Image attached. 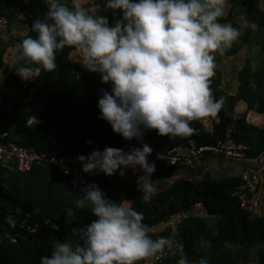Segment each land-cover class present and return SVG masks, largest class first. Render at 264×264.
<instances>
[{"label": "trees", "instance_id": "1", "mask_svg": "<svg viewBox=\"0 0 264 264\" xmlns=\"http://www.w3.org/2000/svg\"><path fill=\"white\" fill-rule=\"evenodd\" d=\"M227 2L230 7L221 23L231 22L239 27L241 24L233 21L234 9L239 7L246 20L257 23L259 30L264 32V9L259 6V0ZM106 3L107 0L102 10L89 13L107 16L111 26L122 13L108 9ZM46 11V0H0V18L26 28V32L7 40L0 35V67L8 47L13 49L26 36L35 38L32 22L43 19ZM18 14L21 17L14 18ZM258 31L246 29L224 55L237 54ZM260 47L264 49V37ZM73 50L66 47L58 52L57 69L54 72L42 70L32 81L23 80L26 83L23 87L18 84L13 70L8 73L0 83L1 104L6 106L0 109V134L5 132L7 138L47 156L84 153L89 148L86 143L89 139L113 148L129 141L114 133L110 124L99 118V90L110 91L111 84H102L94 72L72 63L70 53ZM215 59L217 67L211 78V88L216 99L224 98L222 108L214 117L192 121L191 126L196 131L188 137H166L158 135L156 130H145L143 138L152 139L160 152L166 153L179 146L211 144L224 137L245 145L246 154L250 156L264 150V124L259 125L261 114H264L263 62L254 70L251 60L245 58L236 74V90L229 93L221 87L222 66L218 54ZM9 86H18L21 91L11 102L7 96ZM240 101L246 108L235 117V107ZM252 109L256 116L249 119ZM31 114L41 123L29 128L25 126V118ZM203 119L208 120L209 128L204 126ZM152 162L155 163L152 176L157 179L169 177L182 168L190 174L189 178H178L158 190L150 202H144L141 196L132 203L135 210L143 213V222L149 226L153 239L159 236L175 239L184 244L189 261L207 258L209 264H248L250 251L263 245L257 258L259 264H264V216L240 207L238 196L233 194L240 175L218 171L203 173L201 165L192 168L181 162L170 164L167 159ZM89 183H96L110 200L121 202L127 193L132 196L129 188L124 190L118 172L111 179L98 173L73 182L70 176L47 161L34 164L29 171L10 168L0 161V264H40L41 256H50L54 241L77 244L78 238L71 236L70 229L96 219L89 210L76 209L74 203V196L83 195L81 189ZM196 204L201 214L191 212ZM69 209L74 212L71 223L66 217ZM176 214L182 216L174 232L169 226L158 232L150 230ZM178 259L179 255H163L150 264H176Z\"/></svg>", "mask_w": 264, "mask_h": 264}, {"label": "clouds", "instance_id": "2", "mask_svg": "<svg viewBox=\"0 0 264 264\" xmlns=\"http://www.w3.org/2000/svg\"><path fill=\"white\" fill-rule=\"evenodd\" d=\"M46 4L44 18L31 25L35 38L29 35L14 45L17 75L27 81L42 70L54 72L57 53L75 49L84 68L99 73L102 84H111L110 91L99 90V118L129 141L143 140L145 130L166 137L195 134L191 122L216 116L224 103L211 88L215 54L224 55L246 29L259 30L247 20L239 27L221 23L226 0H107L108 9L122 13L111 26L107 16L90 14L80 0H72L71 7L61 0ZM39 123L35 114L25 118L26 127ZM151 153L145 143L127 152L105 147L77 159L88 174L111 176L119 170L124 177L125 169L135 175L138 166L143 175L136 185L147 203L157 194ZM81 191L74 196L76 209L89 210L96 219L70 229L77 244L54 241L40 264H138L163 255H179L176 264H209L207 258L189 261L184 244L175 239H153L142 212L110 200L96 183ZM66 217L71 223L74 212L69 209Z\"/></svg>", "mask_w": 264, "mask_h": 264}, {"label": "rangeland", "instance_id": "3", "mask_svg": "<svg viewBox=\"0 0 264 264\" xmlns=\"http://www.w3.org/2000/svg\"><path fill=\"white\" fill-rule=\"evenodd\" d=\"M62 1L67 2L71 6L72 0H62ZM80 2L88 10V12H93V11L102 10L105 6L106 0H80ZM259 6L262 9H264V0H259ZM229 7L230 5L226 0L225 13H227ZM19 17H21V15L19 14L14 15V18H19ZM245 20H246V16L243 10L240 9L239 7L235 8L233 21L242 24ZM24 32H26V28L23 27L22 24L17 22H12L9 24L8 22H6L5 18H0V35L4 40H7L10 36L18 35ZM263 37H264L263 30H259L255 35L252 36L250 41L234 56H225V55L221 56L218 54L222 66L221 87L224 90H226L229 93L235 92L237 87L236 74L238 69L244 63L245 58H249L251 60V65L254 70L260 65L261 62H263L264 65V49L260 47ZM70 59L72 63L81 65V63L79 62L80 56L75 49L70 53ZM19 67L20 64L16 63L13 49L8 47L2 58V66L0 67V83L4 81L8 73L11 70H13L14 76L19 79L18 84H21L23 87L26 83L23 82V80H21V78L16 73ZM84 69L87 70L86 68ZM95 75L97 79L100 80L99 73H95ZM32 80H34V78L28 81H32ZM20 95H21V91L19 90L18 86L8 87L7 96L9 102H11L15 97H18ZM5 107L6 106H3L1 104V95H0V109H4ZM245 108H246L245 103L237 104L235 107L234 116L237 117L239 113L245 110ZM250 111H252V115H250V117L256 113L254 109ZM261 115L262 118L259 119V125L264 124V114ZM203 124L206 128L210 127V124L206 119L203 120ZM154 140L160 142V139H154ZM180 162L183 163L184 166H189L192 168H196L197 165H201L203 169V173L204 172L211 173L214 171H218L221 174L240 175L243 170V165L241 163L218 156H207L204 160H201L200 162H196L194 160L192 161L184 160ZM117 172L119 174V170ZM125 173L126 175L124 177H121L124 182V190L125 188L126 189L129 188L132 193V196H130L129 193H127L125 195L123 202L132 205L133 202L139 200L142 196V194L137 189L136 178L139 175H143V172L139 167H137L135 171V175L133 174V171L130 168L125 169ZM189 177L190 174L185 168L180 169L178 172L173 173L172 175L164 179H157L151 176V178L153 179V183L157 187V191L168 186L170 183H172L174 180L178 178H189ZM198 177L199 176H197V178ZM256 210L259 211V214L264 216V201L261 200L257 203ZM191 212L195 214L202 213L199 210V205H195ZM180 217L181 216L179 214L173 215L169 219V221L151 227L150 230L153 232H158L169 226L173 229L174 232L175 225L179 222ZM261 248H263V245L256 246L250 251L248 264H259L257 253ZM152 261H154V257L146 260L144 264H150V262Z\"/></svg>", "mask_w": 264, "mask_h": 264}, {"label": "built area", "instance_id": "4", "mask_svg": "<svg viewBox=\"0 0 264 264\" xmlns=\"http://www.w3.org/2000/svg\"><path fill=\"white\" fill-rule=\"evenodd\" d=\"M86 143L89 144V148L84 153L47 156L44 152H38L30 147L16 143L12 139L7 138V134L3 132L0 134V161L8 167L16 168L19 171H29L34 164L47 161L55 165L64 175L70 176L73 182H77L91 175L82 171V162L77 157L81 155L87 157L94 150L103 151L107 147L92 139L87 140ZM145 143L152 148V153L148 156L150 162L161 159H167L170 164H176L184 160L200 162L204 156H218L241 163L243 170L240 174L239 184L233 194L238 196L241 208L259 214V211L256 210L257 203L261 200L264 201V150L255 156L247 155L245 145L236 144L227 137L219 138L211 144L189 147L179 146L166 153L160 152L159 146L148 138H143L140 141L133 139L115 148H120L127 152L130 147H141ZM99 173L108 179L113 177V175L107 176L103 172ZM179 215L182 216L181 214ZM156 259L154 257V260Z\"/></svg>", "mask_w": 264, "mask_h": 264}, {"label": "crops", "instance_id": "5", "mask_svg": "<svg viewBox=\"0 0 264 264\" xmlns=\"http://www.w3.org/2000/svg\"><path fill=\"white\" fill-rule=\"evenodd\" d=\"M239 103H243V102L240 101L237 104H239ZM250 115H252V111H250V113H249V116H248L249 119L255 117L256 116V113L253 114V116H251V117H250Z\"/></svg>", "mask_w": 264, "mask_h": 264}]
</instances>
